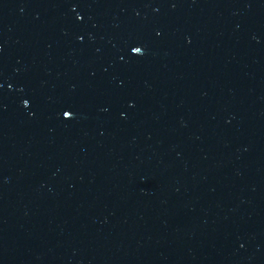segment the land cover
<instances>
[{"label":"water","instance_id":"water-1","mask_svg":"<svg viewBox=\"0 0 264 264\" xmlns=\"http://www.w3.org/2000/svg\"><path fill=\"white\" fill-rule=\"evenodd\" d=\"M0 264H264V0H0Z\"/></svg>","mask_w":264,"mask_h":264},{"label":"snow or ice","instance_id":"snow-or-ice-1","mask_svg":"<svg viewBox=\"0 0 264 264\" xmlns=\"http://www.w3.org/2000/svg\"><path fill=\"white\" fill-rule=\"evenodd\" d=\"M77 19H80V17L78 16ZM130 51H131L133 54H136L137 56L142 55V54H143V46H142V45H133V46H131ZM22 103H23L25 106H28L29 101L25 100V101H23ZM72 115H73V112H72L71 110H68V109H66V110H64V111L62 112V116H63L64 118H71Z\"/></svg>","mask_w":264,"mask_h":264}]
</instances>
